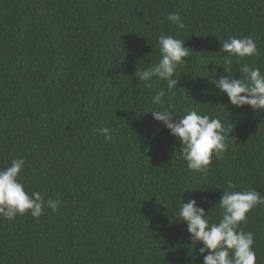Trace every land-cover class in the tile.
<instances>
[{"label":"trees","instance_id":"1","mask_svg":"<svg viewBox=\"0 0 264 264\" xmlns=\"http://www.w3.org/2000/svg\"><path fill=\"white\" fill-rule=\"evenodd\" d=\"M160 35L189 48L165 102L233 127L205 172L190 171L179 140L145 113L167 92L135 76L160 58ZM231 36L254 39L259 55L221 52ZM245 63L264 72V0H0V169L24 159L25 190L61 201L39 218H0V264H203L181 201L215 205L216 222L229 182L264 193V110L231 105L209 80L240 78ZM240 227L264 264V205Z\"/></svg>","mask_w":264,"mask_h":264},{"label":"clouds","instance_id":"2","mask_svg":"<svg viewBox=\"0 0 264 264\" xmlns=\"http://www.w3.org/2000/svg\"><path fill=\"white\" fill-rule=\"evenodd\" d=\"M165 20L176 24L179 29L186 27L179 13H168ZM157 44L160 53L158 61L144 71H136L135 76L144 82H151L153 77L157 81H166L167 92L158 91L152 98V103L157 107L145 113L151 112L153 119L179 140L181 158L186 161L190 171L205 172L212 162L213 154L219 156L227 150V140L233 127H225L220 119L202 115L197 110L190 109L185 115H176L174 105L171 101L165 102L164 98L169 94L174 95L173 89L178 84L174 78L175 72L185 63L189 48L185 47V41L170 35H160ZM220 51L240 60L259 55L255 40L247 36L229 37L221 44ZM240 71L243 73L240 78L220 75L209 80L221 94L227 95L231 105L237 108L247 105L254 111L264 110V72L246 63ZM146 86L151 87V83ZM97 131L107 142L113 139L110 133L116 130L105 127ZM25 163L22 158H13L8 167L0 169V218L12 220L26 213L39 218L44 214L45 207L55 212L61 204L59 199L45 202L39 192L29 194L25 190L18 179ZM235 187L229 182L227 188L221 190L218 204L222 217L216 222L212 221L210 214L215 205L205 211L195 199L186 203L181 201L178 216L180 221L186 222L191 246L196 248L197 245H203L199 247L203 264H256L253 233L244 232L240 225L247 220V214L253 208L264 205V193L255 188L233 191Z\"/></svg>","mask_w":264,"mask_h":264}]
</instances>
